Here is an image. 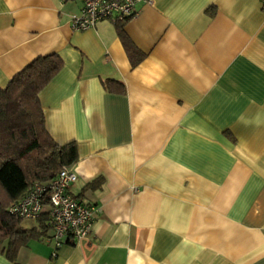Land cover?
<instances>
[{"label": "crops", "instance_id": "1", "mask_svg": "<svg viewBox=\"0 0 264 264\" xmlns=\"http://www.w3.org/2000/svg\"><path fill=\"white\" fill-rule=\"evenodd\" d=\"M82 2L0 0V87L61 58L44 126L76 145L68 192L96 209L87 236L31 237L0 264H264L260 0L137 3L135 65L109 20L72 28Z\"/></svg>", "mask_w": 264, "mask_h": 264}, {"label": "trees", "instance_id": "2", "mask_svg": "<svg viewBox=\"0 0 264 264\" xmlns=\"http://www.w3.org/2000/svg\"><path fill=\"white\" fill-rule=\"evenodd\" d=\"M123 23L114 25L135 65L142 54L124 32ZM61 65L55 53L37 56L0 87V190L6 198L0 202V253L10 260L29 238L48 235L51 225L43 211L36 225L24 226L23 218L8 212L9 204L22 197L33 181L46 182L77 159L73 142L59 145L47 133L38 100V92Z\"/></svg>", "mask_w": 264, "mask_h": 264}, {"label": "built area", "instance_id": "3", "mask_svg": "<svg viewBox=\"0 0 264 264\" xmlns=\"http://www.w3.org/2000/svg\"><path fill=\"white\" fill-rule=\"evenodd\" d=\"M149 1L83 0L79 13L72 17L71 25L73 29L83 30L101 19L113 24L122 23L137 14V3ZM260 7L264 10V0H260ZM75 178L76 174L70 166H62L48 181H33L22 197L9 204L8 212L23 219H36L47 211L51 226L44 239L55 248L72 238L87 236L96 209L78 201L68 192Z\"/></svg>", "mask_w": 264, "mask_h": 264}, {"label": "rangeland", "instance_id": "4", "mask_svg": "<svg viewBox=\"0 0 264 264\" xmlns=\"http://www.w3.org/2000/svg\"><path fill=\"white\" fill-rule=\"evenodd\" d=\"M5 201H6V198H5L4 194H3V192L0 190V202L3 203ZM35 223H36L35 219L24 218L22 220V225H24V226H31V225H33Z\"/></svg>", "mask_w": 264, "mask_h": 264}]
</instances>
